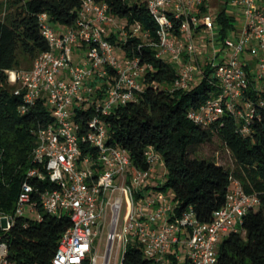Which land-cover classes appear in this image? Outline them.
I'll return each instance as SVG.
<instances>
[{
    "label": "built area",
    "instance_id": "1",
    "mask_svg": "<svg viewBox=\"0 0 264 264\" xmlns=\"http://www.w3.org/2000/svg\"><path fill=\"white\" fill-rule=\"evenodd\" d=\"M145 1L159 24L157 39L142 23L116 16L104 1L83 0L72 26H54L47 12L40 15L49 49L30 69L11 71L10 80L20 85L15 93L24 94L23 113L44 99L54 121L36 131L33 160L40 168L28 172L14 213L1 215L0 264H17L9 257L6 239L17 217L28 225L41 221L43 212L68 214L72 220L51 264H98L99 253L89 254L107 221L109 240L125 247L139 243L150 264H218L220 240L238 231L260 204L257 193L247 192L231 176L226 204L211 221H200L192 206L179 214L174 195L156 189L163 180L148 191L156 168L165 167L162 155L149 146V167H135L126 149L110 143L106 116L138 101L147 73L154 70L126 51L129 38L138 37L144 41L140 48L151 45L158 58L177 66L172 90L191 88L205 77L207 63L214 69L217 93L189 110L191 120L210 125L228 115L238 121L239 131L251 133L264 107V0H232L243 9L244 19L224 38L210 0ZM204 30L213 35L207 42L200 40ZM78 109L90 114L80 115ZM30 178L49 179L56 187L41 188ZM125 199L128 209L120 227Z\"/></svg>",
    "mask_w": 264,
    "mask_h": 264
},
{
    "label": "trees",
    "instance_id": "2",
    "mask_svg": "<svg viewBox=\"0 0 264 264\" xmlns=\"http://www.w3.org/2000/svg\"><path fill=\"white\" fill-rule=\"evenodd\" d=\"M83 0H9L10 10L0 17V231L2 213H14L28 172L40 166L33 160L36 131L54 121L46 101L40 100L23 113L24 94H16L20 85L10 80V72L30 69L36 57L49 49L41 32L40 15L47 12L59 25L75 24ZM107 2L112 12L130 24L140 22L157 39L159 24L145 0H98ZM203 7L202 10H206ZM224 38L235 18L222 7L216 15ZM138 37L128 40L126 51L139 55L153 65L146 75L147 86L138 101L116 107L106 120L110 143L126 149L135 167H149L145 151L154 146L162 155L166 174L156 189L172 192L180 214L193 207L197 218L209 222L213 213L227 201L231 176L238 178L245 190L257 193L260 204L244 218L241 228L219 244L218 264H264V107L251 124V133L239 131L238 121L228 115L210 124H198L188 112L207 101L218 90L214 69L207 63L205 77L189 89L172 86L177 66L156 56L157 49L140 45ZM155 82V84H153ZM264 96V95H263ZM80 115L90 112L78 109ZM218 137L234 157L235 168L218 158H200L194 153ZM87 152V145L82 146ZM30 181L44 189L55 188L49 179ZM71 216L43 212L41 221L26 225L17 217L6 234L9 257L17 264H51L63 233L71 226ZM122 264H150L137 242L126 245ZM180 264V263H177ZM181 264H191L189 260Z\"/></svg>",
    "mask_w": 264,
    "mask_h": 264
},
{
    "label": "rangeland",
    "instance_id": "3",
    "mask_svg": "<svg viewBox=\"0 0 264 264\" xmlns=\"http://www.w3.org/2000/svg\"><path fill=\"white\" fill-rule=\"evenodd\" d=\"M209 2H210V10L215 15H217V12L222 7H225L228 15L233 16L235 18L234 25H239L242 23V19H244L243 18L244 16L242 15L243 9L240 6L235 5L232 2V0H210ZM9 10H10L9 0H0V17H4L9 12ZM52 24L54 26L59 25V23L57 22H52ZM219 27L222 28V24H219ZM216 37L218 38V34H216ZM211 38H213L212 33L208 32L207 30H204L202 32V37L200 40L203 39L205 42H207V40ZM217 43H218L217 49L220 50L222 46L219 43V41H217ZM205 49L210 54L213 53L210 48L206 47ZM200 81H201L200 79H197L192 86H194V84H198ZM194 156L200 158L217 157L218 161L221 162L222 164H225L227 167L233 169L236 166L234 157L218 137H215L213 141L202 145L194 153ZM154 174H156L155 182H161L162 180L165 179L166 167H162V166L157 167ZM127 209H128V201L125 199L123 203V209L121 212L120 227H122V225L124 224V219ZM110 233H111V227L109 221H107L105 223L103 230H101L100 234L96 237L95 248L93 252L89 254V257L91 258L96 251L99 253L100 259L98 264H122L121 258L124 255L125 244L122 245L118 241L115 242L113 240H109ZM223 240L224 238L220 240V243ZM108 250L110 251V257L108 260H106ZM185 258H186V254H184V259Z\"/></svg>",
    "mask_w": 264,
    "mask_h": 264
},
{
    "label": "crops",
    "instance_id": "4",
    "mask_svg": "<svg viewBox=\"0 0 264 264\" xmlns=\"http://www.w3.org/2000/svg\"><path fill=\"white\" fill-rule=\"evenodd\" d=\"M155 178H156V174H154L153 175V178H152V182H151V186H149V189H148V191H154V183H157V182H155L156 180H155Z\"/></svg>",
    "mask_w": 264,
    "mask_h": 264
},
{
    "label": "water",
    "instance_id": "5",
    "mask_svg": "<svg viewBox=\"0 0 264 264\" xmlns=\"http://www.w3.org/2000/svg\"><path fill=\"white\" fill-rule=\"evenodd\" d=\"M109 257H110V251L108 250V253H107V259H106V260H108Z\"/></svg>",
    "mask_w": 264,
    "mask_h": 264
}]
</instances>
